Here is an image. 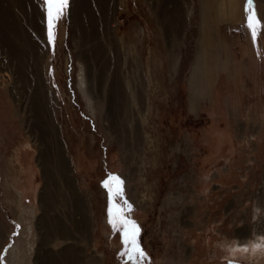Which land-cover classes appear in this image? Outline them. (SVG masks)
I'll use <instances>...</instances> for the list:
<instances>
[{"label": "rangeland", "instance_id": "rangeland-1", "mask_svg": "<svg viewBox=\"0 0 264 264\" xmlns=\"http://www.w3.org/2000/svg\"><path fill=\"white\" fill-rule=\"evenodd\" d=\"M73 1L50 40L0 0L38 43L20 74L0 35V264H264V0Z\"/></svg>", "mask_w": 264, "mask_h": 264}, {"label": "snow or ice", "instance_id": "snow-or-ice-1", "mask_svg": "<svg viewBox=\"0 0 264 264\" xmlns=\"http://www.w3.org/2000/svg\"><path fill=\"white\" fill-rule=\"evenodd\" d=\"M45 5L47 8L49 38L51 40L54 38V28L56 22L63 15L64 9L68 5V0H45ZM249 7H251V0H249ZM258 23L259 22L255 19L254 14L249 16V28L252 29V35L254 39L257 34L255 26ZM122 184L123 182L117 176H111L104 182V186L109 191L110 199L113 201V207L109 212V223L114 229L122 231L123 243L125 245H131V248L128 251V259L131 261L137 259V257H144L145 253L137 241V237L140 232L139 226L135 221L129 220L125 216L124 208L122 206L115 203L116 197L123 196Z\"/></svg>", "mask_w": 264, "mask_h": 264}, {"label": "bare ground", "instance_id": "bare-ground-1", "mask_svg": "<svg viewBox=\"0 0 264 264\" xmlns=\"http://www.w3.org/2000/svg\"><path fill=\"white\" fill-rule=\"evenodd\" d=\"M26 2L30 3L32 2V0H17L18 5L21 6L22 8L27 5ZM73 4L75 7L80 5V0H74ZM34 27H35V24H34ZM36 29L37 31L39 29V26H37V24H36ZM0 35L2 36V39H3L1 43H2L4 53L10 58V61L12 60L13 62L17 63V66H16L17 72H19L20 74L23 73L26 70L25 61L28 60L27 57H26L27 59L25 58V46L30 47V51L32 49L34 51L35 49V51L37 52L38 43L36 42L35 38L33 37L32 34H28L24 30H22L19 26V23L18 22L16 23V19L14 18L13 13L11 11H8L7 13V11L4 8H1L0 10ZM36 54L34 53L32 56L31 53L29 52V58L32 56L33 58L31 59L34 61V63L40 60L39 54L38 53ZM83 72L79 73L78 90L82 94L83 98L86 99V101L88 102V101H91V96L88 94V90L90 87L88 86L87 80L85 79ZM66 162L68 163V161L65 158V163ZM44 167H45L44 169L45 172H47L48 171L47 164L44 163Z\"/></svg>", "mask_w": 264, "mask_h": 264}]
</instances>
